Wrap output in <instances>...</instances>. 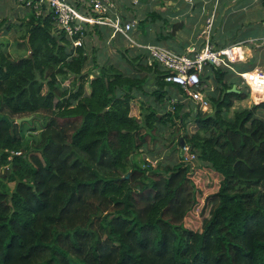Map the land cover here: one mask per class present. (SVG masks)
Listing matches in <instances>:
<instances>
[{"label": "trees", "instance_id": "1", "mask_svg": "<svg viewBox=\"0 0 264 264\" xmlns=\"http://www.w3.org/2000/svg\"><path fill=\"white\" fill-rule=\"evenodd\" d=\"M41 11L15 28L27 57L12 60L0 42V264H264V101L228 116L248 98L236 72L264 66V46L233 71L206 68L211 112L182 102L167 111L168 72L145 50L88 26L84 37L119 55L99 63ZM157 25L158 45L182 28L164 34L169 20L152 12L138 29L146 37ZM166 128L178 153L164 164L156 143ZM180 139L193 167L180 163Z\"/></svg>", "mask_w": 264, "mask_h": 264}, {"label": "crops", "instance_id": "2", "mask_svg": "<svg viewBox=\"0 0 264 264\" xmlns=\"http://www.w3.org/2000/svg\"><path fill=\"white\" fill-rule=\"evenodd\" d=\"M65 1L68 2L69 4H74V5L77 2L80 5L84 3L85 5H87V7L90 8V6H89L90 0H65ZM137 1H138V4L135 5V4H133V0H110L111 4H113V9H110L109 15L113 18L119 17L124 23H134L135 26H134L133 30L130 32V34H133L132 36H134L135 28L137 29V31L140 32V29H138L139 20L141 18H143L147 13H152V12H156L166 19H168V17H173L174 19L183 22V27H182L183 31H185L184 26L186 28L187 24H190L191 27H194V30H192L190 33V36H192L191 34H193V32H196L197 28L199 26L201 28V26H202V24L206 18V12L208 11V9H210V6H211L210 1H208V0H195L194 4H192V5H187L183 2H178V3L171 2L170 3V2L165 1V0H137ZM256 1L257 0H221L219 3V6H218V9H219V7H220V9L219 10L217 9L219 11V13L217 14V18L220 20V23L218 25H216V30L214 31V34H213V35H215V36H213L214 41L216 43H220V44L233 45V43H243V42H247V41H251V40H260V39L263 40L264 39V25H263L264 15L256 16L253 14L255 12H257L258 10H261L264 7V0H260V5H258V6H256V4H255ZM220 4H221V6H220ZM159 6H162V7L166 6V7H168L169 11L166 10L164 12H159V11L153 10V9L159 8ZM181 7L183 8V11L176 13L175 11L179 10V8H181ZM143 9H145L146 11H145V13L142 14L143 16L141 18H139V13L142 12L141 10H143ZM161 10H163V9H161ZM77 11L83 15H92V14L84 12V10H81V11L77 10ZM90 11L92 12L91 8H90ZM129 11L131 12L130 13L131 17H128V15H127V13ZM250 11H252V12H250ZM31 12H32L31 8L25 7L24 5L20 4L18 2V0H0V26H2L0 28V42H2L6 46L7 53H8V55L11 56L12 60L20 59V57L21 58L27 57L30 53L27 42L26 41H19L17 39L19 33L15 32V28L23 25L24 22L26 20H28V18H30ZM238 14H241L243 16H238ZM93 16H96V14L93 13ZM135 20H137V22ZM252 20H254L253 21L254 24H255V22H257V26L259 28L258 33H255L253 31H251L250 29H248V27L250 26V22H252ZM172 23H173L172 21H169V27H167V29H165L167 31V33L165 32V30H163L164 34H166V35L169 34V29H170V26L172 25ZM230 23L231 24L240 23V25L237 27H241V28L234 30V32H235L234 36H243V39H240L237 41H232V40L226 39L225 36L229 32V30L227 29L226 26H228ZM88 26H90V25H87L86 27H88ZM93 26H95V25H93ZM93 26H91V27H93ZM100 27H108V26H100ZM159 27L160 26H158V25L155 28L153 26H151V27L147 26L148 36L146 35V37L139 39L138 45H140V46L157 45V46L172 50L176 53H178L177 51H181L182 53H184L186 51V48L192 47V46L197 47L199 44L197 37H196V40L194 41L195 43L193 42L194 44L183 43L180 46H176V45H174V43L172 41L174 36H173L172 40L165 41V42H163L162 45L155 44L152 42V40L155 38L156 33H158L160 31V29H158ZM152 28L154 29L153 36H149V32L151 31ZM110 29L112 30V28H110ZM189 32H190V27L187 28L185 33L189 34ZM185 35L182 33V37H185ZM113 37H115V40L120 45V47L121 46L126 47V48L130 47V46H128V42H127L128 40L124 36H122L121 34H118V33L113 34V30H112L111 38H113ZM74 42H75V39H73V45H74ZM80 44H86L87 45L88 44V38H86V36L85 37L83 36L80 39ZM132 47L135 50H139V51L144 50V49L136 47V46H132ZM88 48H89V45H88ZM240 49L242 50V53L239 51L240 60L237 61L236 63L247 61V60L245 61V58H246L245 51L243 50V48H240ZM135 50H134V52H136ZM20 51H23V53L18 54ZM113 51H114V53L117 54V52H115V49H113ZM88 53L90 54L91 51L90 52L88 51ZM182 53H179V54H182ZM105 61H107V59ZM98 62L102 63L103 60L98 59ZM262 66L263 65H259L252 70L243 71L241 73L236 72V76L239 79L238 80L239 81L238 88L246 90L248 92V98L243 100V101L234 102L232 109L228 113L229 117H231L237 111H241V110L250 108L253 104H258V103L264 101V98H263L264 96L262 97V93L264 94V92L256 90L255 88H251L250 86H248L246 83L243 82V80L240 76V74H242V73H251L254 70H260V71L264 72V69H263L264 67L260 68ZM207 69L205 70V72L207 71ZM228 69L232 70V71L234 70L231 66ZM169 85H173V84H168V90H169V94H170L171 98H170L169 103L166 104V110L167 111L170 109V104L174 100L176 102H183V104H185V102H186L184 100V98H182V95L179 93V91L175 87L170 88ZM204 85H205V89L210 88V90H211L210 81L208 82V84H204ZM241 86L243 88H241ZM233 87L235 88V91H236V86L234 85ZM151 89H152L151 87L148 88V90H151ZM260 97L262 99L255 100L256 98L259 99ZM135 104L137 106H139V103L137 101H135ZM209 111L211 112L210 106L204 112L209 113ZM179 144H180V140H179ZM180 147L181 146L179 145L178 146L179 153H180ZM177 153H178V151H177ZM177 153H175V154L177 155ZM143 156L145 157V159L147 158L148 160L153 159L152 156H150V158H148L149 155H147V154H143ZM161 159H162V157H160V160ZM176 161H177V158H176ZM154 162H155V160H154ZM10 187H12V186H10Z\"/></svg>", "mask_w": 264, "mask_h": 264}, {"label": "built area", "instance_id": "3", "mask_svg": "<svg viewBox=\"0 0 264 264\" xmlns=\"http://www.w3.org/2000/svg\"><path fill=\"white\" fill-rule=\"evenodd\" d=\"M168 2H183L187 5L194 4L195 0H165ZM211 3L210 15L206 16L202 29L197 35L198 46L188 47L182 54L176 53L167 48L157 45L140 46L137 42L130 38V32L134 28V23H124L119 17H111L110 9L113 4L110 0H90L89 6L94 14L83 15L79 13L73 6L65 0H18L25 7L31 8L36 15L41 14L43 5L53 14L55 27L57 30L65 33L70 39H75L74 46H81L80 39L87 25L108 26L112 28L113 34H121L132 46L144 49L148 53V63L156 62L160 67L168 73L164 76L167 84L178 86L183 92L182 98L186 104H191L193 108L200 111H206L210 106L205 98V85L201 84V77L207 67L214 69L230 68V66L240 60L238 49L241 43H235L227 46H216L213 38V26L216 12L221 0H208ZM133 4H138L137 0H133ZM244 83L251 88L264 92V72L254 70L251 73L240 74ZM174 100L170 104V111L173 110ZM183 103V102H182ZM16 152L15 155H20ZM196 154L191 147L183 144L180 147V163L184 165L194 166ZM148 161V160H147ZM149 162V161H148ZM152 167L155 166L151 162Z\"/></svg>", "mask_w": 264, "mask_h": 264}, {"label": "rangeland", "instance_id": "4", "mask_svg": "<svg viewBox=\"0 0 264 264\" xmlns=\"http://www.w3.org/2000/svg\"><path fill=\"white\" fill-rule=\"evenodd\" d=\"M255 4H256V6L260 5V0H257L255 2ZM166 6H164V7L159 6V8L153 9V10H156V11H159V12H164V11L168 10V7H166ZM220 6H221V4H220ZM161 9H163V10H161ZM219 9H220V7H219ZM218 10L216 12V17H215V22H214L215 24H214L213 30H212L213 34H214V31L216 30V25H218L220 23V20L217 18V14L219 13ZM141 11L142 12L139 13V18H141L143 16L142 14L145 13L146 10L143 9ZM180 11H183V8L182 7L179 8V10H176L175 12L177 13V12H180ZM252 11H250V12H252ZM130 13H131L130 11L127 13L128 17H131L130 16ZM209 15H210V9H208V11L206 12V16H209ZM253 15H256V16L264 15V7L261 10H258L257 12H255ZM238 16H243V15L238 14ZM168 19H169V21H172L173 22L172 25H171V28L169 29V31L172 30V26L173 25L182 24V27H183V22L178 21V20L174 19L173 17H168ZM135 21L137 22V20H135ZM253 21L254 20H252V22ZM252 22H250V26L248 27V29H250L251 31H253L255 33H258L259 28L257 26V22H255V24H254V22L253 23ZM157 24H161V23L158 22ZM239 25H240V23H233V24L230 23L228 26H226L227 29L229 30V32L225 36L226 39L232 40V41H237V40L243 39V36H234L235 35L234 30H237V29L241 28V27H237ZM263 25H264V22H263ZM189 27H190V32H189V34H186L185 31ZM199 28H200V26L197 28V31L196 32H193V34H191L192 36H190V33H191L192 30H194V27H191L190 24H187L186 28L184 26V30L185 31L182 30L183 28L175 31L174 32V35H173L174 38L172 40L173 43H174V45L180 46L183 43H189V44L192 43V44H194L195 43L194 41L196 40V37H197L196 35H198V33L200 32V30L202 29V26H201L200 29ZM153 32H154V29L152 28L151 31L149 32V36H153ZM165 32L167 33L166 30H165ZM182 33L184 35L186 34L185 37H182ZM132 35L133 34H130L129 35L130 38L132 40H134L135 42H137V43L139 42V39L143 38L142 33L139 32V31H137L136 28L134 30V36H132ZM213 36H215V35H213ZM88 44H89L90 51H91V49L92 50L93 49L96 50V53H97L96 54V57L99 60H103V62H107V61H105L106 59L108 61H112V62L113 61L114 62L117 61L119 55L116 54V53H114L113 49L109 45H107V44H104V45L103 44H100L95 39H92V40L91 39H88ZM128 46L132 47V45L129 42H128ZM262 46H263V40H261V39L260 40H251V41H247V42L241 43V48H243V50L245 51V56H246L245 61L251 59V57L255 54L254 49L260 52L261 49H262ZM238 51H240L242 53V50L241 49H238ZM259 52H258V54H259ZM22 53H23V51H20L18 54H22ZM91 53L93 54V51H91ZM263 67L264 66H262L260 68H263ZM241 88H243V87L241 86ZM263 96H264V94L262 93V97ZM255 100H259V99L256 98ZM131 115L132 116L139 117V108L135 104V102H132L131 103ZM41 119L42 118H39V120H41ZM187 127H188L187 129H188L189 132H192L193 131V126L191 124H188ZM171 131H172V129L166 128L164 130V134L161 135V137L158 136V138H157V143H156L157 148H156V152L159 155L157 157H162L163 159L161 160V162H163L164 164H166V163H168L170 161L171 155H172V157H171L172 160H176V158H177V155L175 153H172V150L170 149V146H171V143H170V139H171L170 133H171ZM137 158H140V160H141L142 158H145V157L142 156V153H141V154H139V156H137ZM148 158H150V156H148ZM156 166H157V164H156ZM212 180L213 179L211 177H209V176H206V175L203 176V178H202V184H203V187H204V190L205 191H209V187H212L213 186L212 185L213 184ZM10 186H12V184H9V187Z\"/></svg>", "mask_w": 264, "mask_h": 264}, {"label": "water", "instance_id": "5", "mask_svg": "<svg viewBox=\"0 0 264 264\" xmlns=\"http://www.w3.org/2000/svg\"><path fill=\"white\" fill-rule=\"evenodd\" d=\"M231 91H235V88L233 87V88L231 89ZM32 118H33L32 116L19 118V119L15 120V123H17V124H21L22 122H28V121H30ZM179 145H180V146H183V140H182V139H180V144H179Z\"/></svg>", "mask_w": 264, "mask_h": 264}]
</instances>
